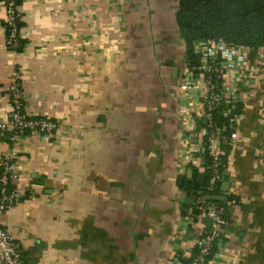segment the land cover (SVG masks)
Masks as SVG:
<instances>
[{"label": "crops", "instance_id": "1", "mask_svg": "<svg viewBox=\"0 0 264 264\" xmlns=\"http://www.w3.org/2000/svg\"><path fill=\"white\" fill-rule=\"evenodd\" d=\"M178 9V0H22L16 53L0 2V119L18 70L28 113L58 125L0 137V162L15 156L12 185L25 196L0 222L25 264H188L213 232L181 190L205 172L206 121L195 115L201 97L182 90ZM224 84L237 137L224 173L229 226L209 264H264V51L249 49Z\"/></svg>", "mask_w": 264, "mask_h": 264}, {"label": "built area", "instance_id": "2", "mask_svg": "<svg viewBox=\"0 0 264 264\" xmlns=\"http://www.w3.org/2000/svg\"><path fill=\"white\" fill-rule=\"evenodd\" d=\"M4 6L7 11L6 21L9 27L6 44L7 47H17L22 34V31L17 27V20H21V14L12 0H6ZM248 50L247 47L230 46L223 41L204 43L198 46L199 67L191 68L187 65L185 68L186 78L182 90L195 97L198 95L201 97L195 115L206 121V126L202 130L204 145L201 153L203 155V170L212 173L207 188L208 193L211 194L218 189L222 180V170L225 168L222 159L223 146H230L237 137L235 97L227 92L224 82L222 84L214 82V76L219 78L223 72H226L227 75L233 74L236 66L245 60ZM219 60L220 63L217 62ZM21 80L20 72L15 70L7 88L12 110L6 119H0V137L9 136L10 140L15 141L23 137L54 134L58 125L52 118L36 117L28 113ZM223 105L229 107L224 112V116L231 118V126L228 127L232 132L230 136H227V128H222L216 121V112ZM180 114L183 117L193 116L189 107L181 108ZM261 148L264 150V141ZM205 156H210L212 161L208 163ZM15 159L13 155L0 162V216L25 197L12 185L17 177ZM195 206L200 215L211 221L213 232L201 239L198 244L200 254L192 256L188 264H206V256L209 255L214 242L227 229L229 222L225 215V209L215 202H209L206 198L199 197L195 201ZM24 263V252L21 245L11 232L2 227L0 222V264Z\"/></svg>", "mask_w": 264, "mask_h": 264}, {"label": "trees", "instance_id": "3", "mask_svg": "<svg viewBox=\"0 0 264 264\" xmlns=\"http://www.w3.org/2000/svg\"><path fill=\"white\" fill-rule=\"evenodd\" d=\"M6 0H0L5 5ZM16 8L22 3V0H12ZM179 9L176 15V22L179 28L181 39L185 43L186 63L191 68H198L200 65L198 56V46L208 42L223 41L230 46H244L253 51H264V0H178ZM5 7V6H4ZM18 13V12H17ZM7 37L9 36V27L7 21L3 22ZM17 27L22 30V20H17ZM25 44L22 39L19 40L17 47L9 46L10 51L16 53L22 52ZM220 63V60L217 61ZM228 75L223 72L218 78L214 76V82L222 84ZM229 109L223 105L216 112V121L222 128H227V136L232 133L228 127L231 126V118H226L224 112ZM230 146H223L224 154L222 156L225 168L222 170V180L218 189L214 193H208L207 188L210 184L212 173L210 171L202 172L195 169L192 179L186 180L181 186V190L191 200V208H194V214L200 215L195 206V201L199 197L206 198L210 195H220L225 178V169L227 165V156ZM210 163L212 158L205 156ZM226 211L228 204L217 203ZM219 243L214 242L209 255L206 256V264H209L219 250ZM200 249L192 254L197 256ZM25 262V260H24ZM25 264V263H24Z\"/></svg>", "mask_w": 264, "mask_h": 264}, {"label": "water", "instance_id": "4", "mask_svg": "<svg viewBox=\"0 0 264 264\" xmlns=\"http://www.w3.org/2000/svg\"><path fill=\"white\" fill-rule=\"evenodd\" d=\"M222 195H210L206 197V200L209 202H215V203H227L229 194V183H224L222 187Z\"/></svg>", "mask_w": 264, "mask_h": 264}]
</instances>
